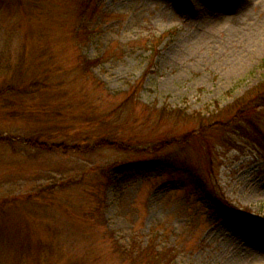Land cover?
I'll return each mask as SVG.
<instances>
[{
  "label": "rangeland",
  "instance_id": "374dc122",
  "mask_svg": "<svg viewBox=\"0 0 264 264\" xmlns=\"http://www.w3.org/2000/svg\"><path fill=\"white\" fill-rule=\"evenodd\" d=\"M81 55L102 62L85 74L75 70ZM21 57L40 74L51 68L56 86L24 108L0 102V139L14 141L0 143V264H131L122 252L147 246L168 264H264V110L254 117L258 140L248 128L209 135L210 153L194 144L164 153L246 212L250 226L183 188L188 176L116 181L122 165L149 158V143L188 136L191 125L157 130L141 108L116 112L127 126L115 133L134 139L128 151L100 146L103 131L86 127L145 74L141 103L187 115L264 83V0H0L1 63L17 68ZM2 72L0 90L11 78ZM7 103L26 117H9ZM51 123L66 125L47 146L15 139Z\"/></svg>",
  "mask_w": 264,
  "mask_h": 264
},
{
  "label": "trees",
  "instance_id": "16d2710c",
  "mask_svg": "<svg viewBox=\"0 0 264 264\" xmlns=\"http://www.w3.org/2000/svg\"><path fill=\"white\" fill-rule=\"evenodd\" d=\"M100 62H102L101 59L91 60L81 55L78 58L75 70L89 74ZM12 63V59H6V63L4 64H2L0 60V74H3L2 71L5 70L11 77L10 81L5 83L4 87L0 90V102L8 97L16 98L13 102H20V108H24L23 106L28 104L26 102L27 100L30 99V101H32L35 99V95H40L42 90H48L56 86V80L54 81L50 74L51 68L49 70L46 69L47 72L40 74L39 71L34 70L35 66L33 64L28 65L23 57L20 58L19 66H15L17 68H14ZM146 76L145 74L141 81L134 86L129 93H126V97L122 99L119 107L115 106L112 112L97 115L87 122L86 127L98 126L103 131V134L95 136L98 138L99 145L107 147L108 143L111 148L121 146L125 149L124 151L131 150L134 146V139L129 136L123 137L119 133H115L127 126V123L122 121L121 116H119L120 114L115 116V113L121 110L125 111L129 108H141L143 115L148 118L146 122L150 123L153 129L158 130L165 124L175 121L176 124L184 123L187 126L191 125L193 129L189 130L191 134L188 136L178 135L176 137L163 138L154 143H149V150L146 151L149 154V158L122 165L118 170V179L116 181L119 183H127L137 175L151 172L188 176L186 181L183 182V188L191 189L193 193L203 195L211 202L210 204L217 214L226 215L231 218L239 217L248 226L253 225L252 219L248 218L249 215L246 212L228 200L216 195L201 177L191 171V169L179 164L178 160L174 157V155H176L175 153L171 154L172 156H165L164 153L169 149L175 151L182 150L190 144L197 145L201 150L204 149L210 153L212 149L211 143L209 142V135L213 136L217 134L219 137H225L226 134H230L232 131H246L245 129L248 128L254 130L258 137L257 140L261 138L254 117L259 111L264 110V83L249 90L244 96L236 99L232 104L224 108H221L218 103L213 111L187 115L186 111L180 108L171 109L167 106L157 108V106H149L141 103L138 95L142 90ZM61 80H63V78ZM63 83L64 82L58 83V85L61 86ZM96 85L105 91L104 83L96 80ZM12 106L11 108L9 103H7L5 107H3L6 111L9 110L7 114L9 117H26V114L23 115L18 113V109L15 108V105ZM29 109V112H31L29 113V117L34 118L36 115L35 110H33V107ZM34 119L36 120V118ZM242 123L246 124L245 128L241 126ZM80 124L82 123L80 122ZM64 125H66V123L62 125L61 123H51L47 131L41 130L27 137L19 136L20 138L15 139L20 140L18 144L22 143L24 146L31 148H36L35 145L47 146L45 144L47 143L45 139L57 133L64 134ZM51 127H54L55 131H52ZM180 138L182 139L180 140ZM11 140L10 138L0 139V143L8 142L14 144V141L12 142ZM124 146L127 147L125 148ZM159 153H161V155H159ZM122 253L125 255V260L129 257L127 261L131 262V264H168L167 256L160 255L161 253H159L156 248H151L150 246L137 248L135 251L130 250V252L124 251Z\"/></svg>",
  "mask_w": 264,
  "mask_h": 264
}]
</instances>
